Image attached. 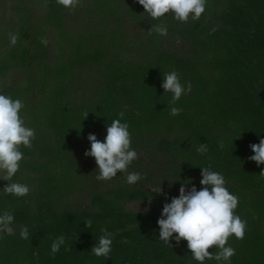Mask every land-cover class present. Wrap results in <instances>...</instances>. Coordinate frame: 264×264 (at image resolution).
Masks as SVG:
<instances>
[{"label": "trees", "instance_id": "16d2710c", "mask_svg": "<svg viewBox=\"0 0 264 264\" xmlns=\"http://www.w3.org/2000/svg\"><path fill=\"white\" fill-rule=\"evenodd\" d=\"M161 20L168 34L149 35L160 21L138 0H81L74 10L0 0V94L23 102L20 115L35 130L13 177L28 195L5 194L0 181V214L14 216V234L0 233V264H200L187 241H161L157 221L182 183L202 188L204 167L223 175L246 227L243 240L228 239L230 261L203 264H264V164L248 159L249 145L264 137V0H206L198 21L171 12ZM173 70L191 85L175 104L161 87ZM171 107L183 111L171 116ZM115 119L129 125L138 155L127 169L141 174L133 185L121 172L98 181L95 159L84 154L88 135L104 141ZM202 143L206 155L196 151ZM102 227L112 233L107 260L90 252Z\"/></svg>", "mask_w": 264, "mask_h": 264}, {"label": "clouds", "instance_id": "9594fccd", "mask_svg": "<svg viewBox=\"0 0 264 264\" xmlns=\"http://www.w3.org/2000/svg\"><path fill=\"white\" fill-rule=\"evenodd\" d=\"M51 2L52 0H44V6L47 7ZM138 3L143 6L147 16L160 21L151 24L148 34L166 36L168 27L161 20L166 13L171 12L172 18L182 23H186L189 18L198 21L205 12L206 0H138ZM55 4L74 10L81 4V0H55ZM8 38L11 45L17 43L16 34L10 32ZM41 43L46 45L47 40L42 37ZM161 87L165 92L173 94L172 104L179 101L182 94L187 95L191 91L190 84L187 88L181 84L179 74L175 70L163 73ZM23 108L24 104L20 99L0 94V180L8 182L3 192L18 198L27 196L30 191L26 184L13 182V177L19 171L20 161L23 159L20 146L30 148L31 141L35 139V130L26 127L20 115ZM182 111V108L171 107L170 115L178 116ZM88 114L86 113V116ZM119 116L122 119L124 112H120ZM121 119H115L110 126L107 125L104 141L98 140L95 134L90 133L87 137L91 145L90 150H86L84 154L95 159L99 170V175L96 177L98 181H110L121 172L127 174V183L133 185L142 177L140 173L127 172L129 165L138 158V155L135 150L130 149L129 125L121 123ZM220 147L222 148L223 144ZM249 147L254 155L248 159L254 161L257 166L264 164V137L260 138L258 144H250ZM196 151L206 155L208 147L202 143ZM201 176L200 190H197L194 184L188 189V183H182L178 197H172L170 203H164L161 217L157 221L159 239L168 245H171L170 238L175 239L177 243L181 240L187 241V248L192 258L200 264L206 259L228 262L236 254L232 246H226L228 239L234 234L237 240H243L246 221H242L239 215L234 214L238 206V197L229 193L223 175L204 167L201 168ZM261 178L264 179V171H261ZM13 222L14 216L9 211L0 214V233L13 235ZM84 224L87 228H91L92 221L86 220ZM100 231L102 235L98 245L95 244L90 252L96 257H104L107 260L112 251V233L105 227ZM19 235L21 239L27 240L28 227H21ZM64 243L63 235L53 241L51 245L53 257ZM213 246L218 249L215 253L209 251Z\"/></svg>", "mask_w": 264, "mask_h": 264}, {"label": "rangeland", "instance_id": "374dc122", "mask_svg": "<svg viewBox=\"0 0 264 264\" xmlns=\"http://www.w3.org/2000/svg\"><path fill=\"white\" fill-rule=\"evenodd\" d=\"M1 181V180H0Z\"/></svg>", "mask_w": 264, "mask_h": 264}]
</instances>
